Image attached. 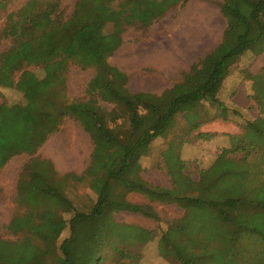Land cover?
<instances>
[{
    "label": "trees",
    "instance_id": "trees-1",
    "mask_svg": "<svg viewBox=\"0 0 264 264\" xmlns=\"http://www.w3.org/2000/svg\"><path fill=\"white\" fill-rule=\"evenodd\" d=\"M61 1H27L7 15L0 35L11 41L0 53V88L14 89L22 97L21 102L0 103V171L13 158L30 156L21 167L17 198L21 204L28 202L30 211L15 216L7 226L15 240L0 238V264H102L106 247L118 258L126 245L152 243L157 238L153 230L113 218L117 212L158 218L150 205L128 201L130 193L176 203L184 210L158 237L160 256L169 255L179 264H264V185L252 191L254 163L239 171L233 165L242 163L225 159L222 152L213 167L199 171L198 181L182 174L170 180L171 189L156 187L139 175L140 159L157 138L164 139L174 128L178 116L187 132L197 129L199 107L203 102L220 106L217 95L231 68L246 53H262L264 0H223L221 13L227 25L220 42L160 94L130 92L126 74L107 57L120 45L126 28L147 29L168 12L182 10L189 0H76L68 18L62 16ZM77 43L84 48H77ZM70 64L94 70L87 102L67 100L65 74ZM29 67H38L41 77ZM251 79L252 100L263 111L264 74ZM98 100L114 107L108 111ZM67 120L78 122L93 143L91 164L80 177H59L49 161L35 158ZM247 133L250 146L244 150V161L261 148L255 137L264 131L255 121L247 125ZM214 168L227 178L238 174L235 182L242 193L212 190L220 177L210 173ZM256 169L264 173L263 168ZM65 179H89L96 200L88 212L75 211L65 198ZM198 209L204 215L198 216ZM188 214L194 215L193 221L207 219L197 234H181L175 228Z\"/></svg>",
    "mask_w": 264,
    "mask_h": 264
},
{
    "label": "rangeland",
    "instance_id": "rangeland-1",
    "mask_svg": "<svg viewBox=\"0 0 264 264\" xmlns=\"http://www.w3.org/2000/svg\"><path fill=\"white\" fill-rule=\"evenodd\" d=\"M27 1L29 0H0V35L5 26L7 15L18 11ZM75 1L76 0L61 1L60 10L64 18H68L71 15ZM222 2L223 0H189L182 10L176 8L168 12L163 17L157 19L147 29H142L137 26L126 28L121 35L120 45L107 57V62L126 74L127 88L130 92L162 93L165 89L170 88L183 72L188 71L189 67L196 60L202 58L220 42L223 31L227 25V19L221 13ZM109 29L110 26L106 27V30ZM77 44V48H84L79 43ZM10 46V39H5L0 36V53L6 51ZM251 66L259 67V72L257 74H264V49L259 55L248 53V57H242L231 68L229 75L225 78L224 85L221 86V98L223 103H227L229 99L227 105L234 107V102L231 103L230 100L237 94V91L238 93L243 91L241 83L245 82L244 79L247 78V75L246 77L244 76L245 71L243 72V69L245 67L251 68ZM29 69L38 77H41L42 72L38 67H29ZM93 73L94 70L92 68L82 70L77 65L70 64L68 66L65 74V92L68 101L80 100L82 102H87L89 100L90 94L87 91V85ZM18 76L19 74L17 73L14 80H16ZM252 87L253 80L251 79L250 87L248 86L250 95L248 94L249 96H247V100L250 103L249 109L257 112V119L255 120L256 126H260L264 131V110L262 111L259 109L252 100ZM21 101V95L14 89L0 88V103L5 102L11 104ZM98 101L99 106L108 111H111L114 107L112 104L100 100ZM222 106L224 107L223 104ZM222 106L221 103L220 106H217L211 105L208 102H203L197 113L199 116L197 121H201L204 118L206 119L211 115L210 113L215 110L220 111ZM119 122L120 121H118V123ZM68 123H71V121ZM195 130L187 132L183 117L178 116L174 128L164 139L166 141H183V143L184 141L188 142V140L197 142L199 140H204V138H199V136L195 134ZM254 133L255 132L251 131L252 135L250 136H253ZM64 136L66 139V135ZM243 137L246 138L245 128ZM255 138V142L260 145L261 149L257 150V153H255V155H258L255 157L256 161L253 162L254 167L264 169V135H257ZM158 141L161 140H156L155 143ZM29 159L30 156L28 155L15 157L7 164L2 172L0 171V177H3L5 180H10L11 175L18 172L22 164ZM229 163L232 164V162ZM247 163L248 162H244L242 165L238 166L233 165V167L241 171V169H246V167L250 166H246ZM179 168L181 169L180 174H182V170H184L185 167L183 168L182 165H179ZM256 168L253 174H251V177H249L251 180L250 182H252L250 185L254 188L252 191L258 189L260 185H264V173L258 172L260 170ZM186 170L187 174L185 175H189L193 181L199 180V169L197 167L188 165ZM231 170L232 167L229 168L230 172H232ZM161 171L163 173V170ZM210 173L220 176L214 183L212 190L216 189L221 193L222 189L227 188L230 192L242 193L241 184L235 182L236 177L239 176L238 174H233V172L229 174L227 178L226 176H221L217 168H214ZM145 175L149 176V173ZM168 176L174 178L170 173ZM157 181L158 184L165 187H156L166 189L172 188L170 180L167 179L166 176H160ZM6 186V192L10 194V196L3 199L4 202L0 204V238L3 240H15L16 237H13L6 228L15 216H19L23 213L15 214L13 212L14 208L18 209L17 205L19 204V200L16 199L17 203L15 202L14 198L11 196L12 190L9 184L5 183V187ZM258 193L259 192H257V194ZM262 194H258L257 197H262ZM130 199L133 203L150 205L157 213L158 218L154 220L153 218L144 217L141 214L117 212L113 215L114 220L119 223L133 224L148 230H153L157 238L152 243L145 246H138L137 244L126 245L128 251L126 249V251L124 250L125 252L122 250V254H117L118 258L111 248L106 247L102 254L104 257L102 264H118L116 259H119V264H179L176 258H172L169 255L164 257L160 256L157 249V239L161 234L166 232L173 222L183 215L184 210L176 203L167 204L157 201L153 202L140 194L133 193ZM202 212V210L198 209L196 213L198 216H202L204 215ZM193 217L188 214L179 223L175 224V228H177L181 234L185 232L190 235L197 234L200 227L205 225L207 219L201 218L200 220L193 221Z\"/></svg>",
    "mask_w": 264,
    "mask_h": 264
},
{
    "label": "crops",
    "instance_id": "crops-1",
    "mask_svg": "<svg viewBox=\"0 0 264 264\" xmlns=\"http://www.w3.org/2000/svg\"><path fill=\"white\" fill-rule=\"evenodd\" d=\"M243 57H248V53ZM244 71V76L246 77L247 75V78H245V80L243 77L245 82L241 83L243 91L241 93L237 91V94L230 100L231 103L234 102V107L227 105L229 99L227 103H223L221 88L217 95V100L221 103V106L223 104L224 107L222 106L220 111H213L206 119L204 118L201 120L200 125L197 130H195V134H208V137L198 142L190 140L176 147H167V144H165L166 140L162 138H157L156 140L161 141L155 143V140L151 144L148 154L140 159L141 171L139 175L145 182L155 186L165 187L158 184L157 179L160 176H166L167 179L171 180L173 178L168 176L169 173L172 174L174 178L182 174H187L186 169L188 165L197 167L199 171L208 170L213 167L222 152L226 153L225 159H229L235 163L243 164L244 162H248V164L250 163L252 165V163L256 161L255 157H257L258 154L255 155V153H251L247 160L244 161L243 159L245 158L244 150L247 146H250L247 125L257 119V112L249 109L250 103L247 100V96H249L250 93L248 91V86L250 87V77L259 72V67H245L243 69V72ZM224 83L225 80L222 86ZM69 121H71V123H68ZM244 128L246 129V138L243 137ZM64 135H66V139ZM92 152L93 143L90 135L83 130L78 122L67 120L63 123L60 130L52 134L45 144L39 148L35 158L49 161L59 177L66 174H73L80 177L91 164ZM182 163H184L185 169L182 170V174H180L181 169L179 165H182ZM161 170H163V173ZM146 173H149V176L145 175ZM20 178L21 168L18 172L11 175L10 180H5L3 177H0V204L4 202L3 199L10 196V194L6 192L7 186L5 187V183L9 184L12 190L11 196L16 202L19 194L18 185ZM89 183V179H82L78 182L66 179L63 181L65 198L71 201L72 205L75 206V211L88 212L95 202L96 194L91 190ZM131 195L132 193L127 195V200L130 202ZM23 203L17 205L18 209H13L15 214L30 211L27 205L28 202L25 201ZM71 212H73V210Z\"/></svg>",
    "mask_w": 264,
    "mask_h": 264
}]
</instances>
